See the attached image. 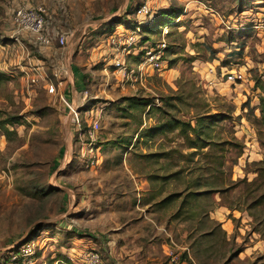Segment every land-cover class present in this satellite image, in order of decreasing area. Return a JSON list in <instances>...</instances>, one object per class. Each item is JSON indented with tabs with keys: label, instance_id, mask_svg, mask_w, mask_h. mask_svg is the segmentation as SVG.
<instances>
[{
	"label": "rangeland",
	"instance_id": "obj_1",
	"mask_svg": "<svg viewBox=\"0 0 264 264\" xmlns=\"http://www.w3.org/2000/svg\"><path fill=\"white\" fill-rule=\"evenodd\" d=\"M144 3L149 11L136 17ZM40 6L47 10L48 28L58 31L49 46L13 20L18 8ZM169 9L176 16L164 37L162 67L146 68L142 79L122 80L114 62L135 68L145 50L162 39L161 29L150 22ZM263 9L264 0H0V264H9L13 248L35 235V264H55L76 251L71 225L77 214L70 212L71 191L78 185L93 193L95 217L79 219L95 229L91 234L103 232L112 242L125 229L132 235L145 233L151 225L139 227L135 216L141 210L136 207L154 195L147 202L155 207L176 193L173 202L156 211L154 221L160 225L165 218L174 219L169 226L173 239L192 246L196 264H264V203L253 205L264 192V179L251 183L256 170L264 174V124L259 120L264 37L256 28ZM118 16L129 26L119 24L111 31L106 23ZM135 30V44L110 41ZM37 67L49 75L71 68L82 73L80 80L91 95L83 119L90 122L85 108L96 101L109 103L98 105L101 160L92 164L87 159V141L72 134L58 93H48L41 80L32 84L27 79ZM231 72L242 78L228 80ZM187 124L209 143L197 145L192 161L184 162L175 152L189 151L181 137L194 134ZM65 158L69 163L63 166ZM173 172L167 181L152 182L150 191L134 182ZM204 178L217 187L223 181L227 190L203 198L189 195L187 189ZM149 232L155 236L141 240L148 249L144 255L151 258L148 264H171L162 238L156 230ZM102 242L86 248L97 251L105 264L123 259L119 250L108 251ZM120 243L125 244L121 237L117 247Z\"/></svg>",
	"mask_w": 264,
	"mask_h": 264
},
{
	"label": "built area",
	"instance_id": "obj_2",
	"mask_svg": "<svg viewBox=\"0 0 264 264\" xmlns=\"http://www.w3.org/2000/svg\"><path fill=\"white\" fill-rule=\"evenodd\" d=\"M148 11V5L144 3L142 6L138 7L135 10L134 14L136 17H139L146 14ZM258 14H261V17L257 20L258 23L256 28L260 32H262L264 37V9ZM47 16L48 13L45 7L40 6L36 9L18 8L14 11L13 20L14 23L20 28V30L30 33L34 37L35 41L45 46H49L57 36L58 31H51L48 28ZM138 26L139 25H137L135 29H139L140 32L141 30ZM168 32L169 25H165L161 28L162 39H160L157 45H155L154 47H150V49L145 50L135 68H128V66L124 64L123 60L114 62V67L117 70L118 74L121 76L122 80L128 81L142 79L146 68L149 67L152 70H159L162 67L163 56L167 48V43L164 37L168 34ZM136 33V30L132 31V33H127V35H129L125 38H121L123 37L121 34H116L111 36L110 41L114 45H132L137 41V36L133 35ZM64 39L65 38L63 36L60 37L59 43L61 45L64 44ZM115 51H117V49H115ZM62 72L65 76H62ZM31 74L27 73V79L32 84L40 82L41 80L48 93H58V96L68 114L69 120L73 125L72 134H75L79 139L84 138L87 141V159L92 164L96 163L99 160L98 156L95 155L97 132L100 129L98 116L101 113L102 108L94 105L90 109L85 108V110H88L86 113L90 116V122L88 120V117H86V119H83L82 110L85 106H88L90 104L88 102L90 94L88 90H84L82 94L83 101L80 103L69 99L65 95L63 89L68 85L70 78H73L71 70H57L54 71L53 74L49 75L44 72L43 69L37 67L33 68V73ZM227 78L230 81H235L236 79H241L242 75L241 73L235 74L231 72L228 74ZM94 107H96L95 110L93 109ZM93 115H95L96 117H93ZM67 163H69L68 158H65L63 166ZM37 247V235L24 239L18 246L13 248V251L11 250L12 252L8 258L9 264H35ZM168 256L172 263L177 262L178 257L175 253L169 252ZM41 264H47V262H43ZM55 264H104V262L101 255L97 251L86 248L79 251H72L70 254H67V258L65 260L57 259L55 261Z\"/></svg>",
	"mask_w": 264,
	"mask_h": 264
},
{
	"label": "crops",
	"instance_id": "obj_3",
	"mask_svg": "<svg viewBox=\"0 0 264 264\" xmlns=\"http://www.w3.org/2000/svg\"><path fill=\"white\" fill-rule=\"evenodd\" d=\"M71 73L73 78L70 79L69 81V85L66 86V88H64V92L65 95L75 101V102H82L83 98H82V94L84 90H88V88H85L81 77H82V73L77 71L76 69H72L71 68ZM81 76V77H80ZM68 87V88H67ZM89 91V90H88ZM91 96V95H90ZM90 99V97H89ZM88 99V100H89ZM96 105L94 104V106H98L101 105L103 107H106L109 103L105 102H101V101H96ZM66 111V110H65ZM65 117H68V114L65 115ZM97 143V141H96ZM96 150H95V155L98 156V159L101 160L102 156L99 155V151H100V146L99 145H95ZM187 149L189 150L188 152H183V151H179V152H175L177 154H180L182 158V160L185 162H189L192 161L191 160V155L195 154L194 151H196L197 148L195 147H191L190 145L186 146ZM191 149H194L193 151ZM99 161V160H98ZM69 166V165H68ZM67 166H65L64 168H61V170L65 169ZM71 167L73 168H81V166L79 164H74ZM181 167H179L177 170H175V172H180L178 171ZM206 169V167H205ZM173 172L169 175L164 174V175H159V174H150L149 178H145V179H139V180H135L134 182L136 183V186L138 187V183L140 184H146V191H150L151 187H152V182H154L155 180H158L159 178H161L162 180L167 181L168 178L172 177V175H176V173ZM178 177V176H177ZM176 177V178H177ZM188 177V176H187ZM189 179V178H188ZM204 182H198L201 184L198 185H193V190H191V188L187 189L189 190L188 193L189 195L194 194L195 196H205L208 197L209 193H204L205 191H211V190H216L217 187V182L216 181H211L208 178H204ZM191 182L192 180L189 179V182H187V186H191ZM151 184V185H150ZM150 185V186H149ZM219 185H221V183H219ZM135 188V190H137V195L142 196L143 194H141V190H139L138 188ZM63 187L60 186V189H62ZM193 192V193H192ZM212 193L215 194H219L220 192H214L212 191ZM222 193V192H221ZM110 194V193H109ZM198 194V195H197ZM99 195V194H98ZM100 195H102L103 197H105L106 193L102 192ZM99 195V196H100ZM212 195V194H211ZM93 196V193H91L89 191V188H87L85 190V187L83 185H78L76 186L72 191H71V197H72V208L73 210L70 212L71 214H77L76 219H75V224L71 225V231L73 232L71 234L72 239H73V243H75V250H81V249H86V247H90L92 248L93 245H99L102 242V245H107L108 251H118L119 250V256L123 257V259L118 260L117 264H148V260H150L151 258L149 256H145V252L148 251V249L144 248V242L141 241L144 239V237L146 238V236L151 235L152 237L155 236L154 233L150 234L149 231L153 232V231H157V235L160 238H162L163 243H162V248L164 253L168 254L169 252H173V253H187L189 256V258L187 257V255L182 254V256L180 255V257L177 260V264H196L195 260L192 259L190 251L192 250V246L191 248L188 247L187 244L183 245V244H177L174 239H173V233L171 231V229L169 228L170 223L173 222V218L169 217V219L165 218L164 224L160 223V225H157L156 222L154 221L155 218L159 217L157 214L156 217V211H158L163 205H166L168 202L170 201H174L175 198H177L178 195H176V193L173 194H169L168 196H166L165 198H163V200L157 202V205L154 207L153 204L150 202H147V200H153L154 196L148 197V199L146 200H142V208H140L139 206L136 207V209H140L139 213L136 214V221L138 222V225H140L139 227H141V225H144L146 223H148V225H151V230L149 229V231H146L145 233L142 232L140 230V232L136 233L135 235H132V232L129 231V229H125L123 234L118 235V238H116V240L119 239V237H121V239L125 242V244H119V247H117L118 245H116V240L110 242L108 240V237L103 235H94L91 234L90 232L95 231V229L93 228H87L84 225L80 224L79 219L82 216V219H91L95 217V214L97 210H95L96 208L94 207L95 204L93 202H90V198ZM181 197V196H180ZM203 198V197H202ZM145 199V198H144ZM114 200V199H113ZM112 201V199L110 200V202ZM155 201V200H154ZM80 202H85V204L83 205L84 207L81 206V204H79ZM87 203V204H86ZM92 203V204H91ZM90 204V205H89ZM85 208V209H84ZM155 208V209H154ZM155 210V211H154ZM66 210L62 213H65ZM126 213V212H125ZM91 214V215H90ZM99 215V214H98ZM64 216V215H62ZM180 218H182V215H180ZM179 218V219H180ZM160 220V219H158ZM187 220V219H185ZM78 221V222H77ZM149 221V222H147ZM151 222V224H150ZM128 222L126 221L125 224H127ZM124 224V225H125ZM162 225V226H161ZM169 228V229H168ZM64 230V229H63ZM62 230V231H63ZM98 231H100L99 229H96ZM186 229H183V234H185ZM81 235H84V237H79ZM98 238V239H97ZM99 239H101L99 241ZM168 240V241H167ZM106 241V243H104ZM148 243V242H147ZM146 243V244H147ZM141 244V245H139ZM129 245V246H128ZM133 245V246H132ZM134 251V253H130L128 254V252H132ZM71 253V251H69ZM68 252V254H70ZM179 255V254H178ZM177 256V255H176ZM178 257V256H177ZM196 261L198 260V257H195ZM176 263H172L171 264H176ZM105 264V262H104Z\"/></svg>",
	"mask_w": 264,
	"mask_h": 264
},
{
	"label": "trees",
	"instance_id": "obj_4",
	"mask_svg": "<svg viewBox=\"0 0 264 264\" xmlns=\"http://www.w3.org/2000/svg\"><path fill=\"white\" fill-rule=\"evenodd\" d=\"M176 14H174L173 10H165L162 12V14L160 16H156L154 17V19L150 22L151 24H155L157 25V27H159V29H161L163 26L165 25H171L172 22L174 21ZM119 17L116 18H112L111 20H109L106 25L109 26V28L111 29V31L115 28V26L119 25V24H123L126 27L129 26L128 23L126 22H122V20H119ZM150 26V25H147ZM147 26H142V28L145 30V28H147ZM161 27V28H160ZM161 31V30H160ZM260 114H261V119L260 122L262 124H264V97L260 98ZM203 123V122H202ZM182 125L183 122H181ZM201 124V123H200ZM188 127L193 131L194 134H181V137L183 138V140L188 143V145H190L191 147H197V145H202V144H208L209 142H205V138L202 136V134H199L201 132H197L196 128L193 127L191 124H187ZM183 131V129H182ZM257 163V162H256ZM207 169V168H206ZM257 172V176L251 181V183H255L256 181L260 180L262 181V178L264 179V174L261 170H256ZM223 182V181H222ZM221 182V186H219L216 190H211V191H205L204 193H209V192H217L219 191L220 193L225 192L227 190V187L224 188V183ZM221 187V188H220ZM260 188V187H259ZM193 193V192H192ZM253 205H258L260 203H264V192L262 194H260L259 197H257L255 200H253Z\"/></svg>",
	"mask_w": 264,
	"mask_h": 264
}]
</instances>
